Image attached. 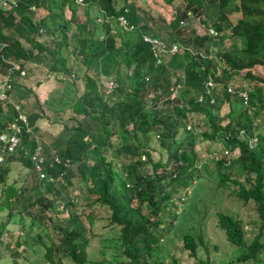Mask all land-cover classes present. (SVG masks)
I'll list each match as a JSON object with an SVG mask.
<instances>
[{"label":"trees","instance_id":"16d2710c","mask_svg":"<svg viewBox=\"0 0 264 264\" xmlns=\"http://www.w3.org/2000/svg\"><path fill=\"white\" fill-rule=\"evenodd\" d=\"M48 1L56 4L58 12L55 13L60 17L55 25L39 22L53 40L51 47L32 39L30 47L24 48L17 38L4 31L13 24L14 16L0 9V68H11L13 61L33 60L42 61L47 70L66 74L67 86L63 88L61 97L69 103L59 108L63 113L62 119H51L50 123L60 122L70 133L66 142L53 150L60 162L46 159L43 164L44 170L55 179L39 178L29 156L36 144L32 128L35 130L37 118L47 119V116L32 87L18 81L19 64L18 69L12 67L8 74V97L0 99V114H4V119L0 120V131L16 113L10 104L11 91L19 100L32 96L37 110L24 113L31 132L22 129L18 146L11 152L3 153L0 160V211L6 210L7 219L18 204L27 210L37 203L40 211L51 206L52 201L39 190L32 199L23 197V194L31 188L37 190L42 184L46 192L58 195L59 187H64L63 179L69 181L70 163L78 162L79 174L87 183L86 190L93 195L90 202L103 205L109 211L107 226H118L121 253L126 257L127 264H148L153 252L163 249L159 246L165 233L160 226L161 212L171 203V191L178 186L190 191L193 172L189 169L194 156L190 147L192 142L188 141L199 135L209 139L217 134L226 144L238 147V154L229 164H226L228 158L222 150L220 158H212L219 177L221 180H232L236 184L232 190L234 194L243 202L252 199L258 216L264 219V168L261 161L264 133L255 131L253 117L246 112L236 92L247 91L253 112L261 103V95L258 87L247 90L245 86L234 85L232 92L225 88L232 74L237 72L242 73V78L264 83V75H256L249 70L255 64L264 65V0H184L183 9L176 7L171 11L166 9H170L172 0H123L118 8L114 6V0H81L86 10L81 18L77 16L76 0ZM40 3L42 0H17L15 7L27 8L29 4ZM214 3L217 4V14L210 25L218 34H198L194 29L179 24L188 12L198 14L205 4ZM64 6L70 10L66 19L62 16ZM156 8L159 20L164 12L167 19L168 36L162 39L164 43L169 46L180 41L202 48L203 56L197 51L194 54H199L198 63L186 59L185 45H180L174 53L157 48V56L153 54L150 44L142 39L141 34L148 32V20L156 21L157 14H153ZM119 14H123L133 25L132 29L125 30L120 26L117 20ZM20 18L30 31L37 29L28 16L22 14ZM203 26H207L204 20ZM182 27L187 29L181 30ZM225 38L237 40L239 46H223ZM210 45L215 49L212 56ZM31 48L36 49L35 54ZM179 71L183 74L182 78L177 74ZM172 77H175L174 81ZM207 77L215 85L205 93L204 81ZM106 80L112 81L110 87L105 84ZM177 81L181 82V87L171 96L170 86ZM35 83L38 84L39 80ZM218 85L221 86L220 91H216ZM198 94H202L201 100H197ZM210 97L213 98L211 102ZM224 101L228 110L222 122V117L216 116V112ZM17 103L23 112L21 107L24 104ZM192 113L206 117L208 131L187 132L186 125L192 121ZM92 124H96L95 127L98 125L102 135L93 133ZM127 124L131 127L128 128ZM117 128L121 130L117 131ZM153 133L156 134L157 144L166 153L163 158L161 151H157L158 157L154 158V148L147 145ZM181 133L188 139L186 144H180ZM250 136L256 138L252 146H248L247 138ZM44 150L47 154L51 153L46 147ZM107 151L112 153V159L119 154L131 157L122 163L120 170H116L112 159L106 155ZM65 159L67 166L63 165ZM12 160L19 161L35 174V183L31 188L17 186L15 180L6 181L8 163ZM145 164L150 165V172H139L138 167ZM233 165L244 175L246 184L237 176L229 177L228 172ZM61 171V178H57ZM187 193L179 199L180 202ZM175 214L178 213H174V220ZM216 216V223L225 238L241 247L235 257L241 260L256 258L264 243L256 237L247 242L237 217L224 212H217ZM67 220V224L57 225L60 232L58 241L45 247L44 262L48 264H56L53 257L56 252L64 253L74 263L83 262L84 247L88 243L85 228L74 212ZM3 226L1 221L0 234ZM190 230L181 235V243L189 254L195 256L197 245L204 244V241L199 233ZM198 264L205 263L198 260Z\"/></svg>","mask_w":264,"mask_h":264},{"label":"rangeland","instance_id":"374dc122","mask_svg":"<svg viewBox=\"0 0 264 264\" xmlns=\"http://www.w3.org/2000/svg\"><path fill=\"white\" fill-rule=\"evenodd\" d=\"M184 2V0H172L169 3L170 9L168 8L166 11H171L176 7L183 9ZM122 4L123 0H114L115 7L118 8ZM84 10V8H81L80 13H83V15L85 13ZM155 13L157 14L156 21H147L149 27L148 32L156 33L157 35L153 36H157V38H166L168 36V30L167 19L164 16L165 12H161L160 20L158 18L159 11L157 8L156 11L153 10V14ZM216 14V3L205 4L198 14L188 12L179 24H184L187 28L194 29L198 34H203L207 32L208 24L210 25L212 23L216 18ZM96 19L98 20L99 17ZM203 20L207 22L206 28L203 26ZM34 21H36V17ZM186 27H182L181 30L187 29ZM38 33L39 31L36 30V34ZM41 37L44 38V36ZM176 42L179 46L181 45L183 47L185 45L180 41ZM222 44L228 48L239 46L237 40L231 41L228 38H225ZM185 46L187 47L185 50L187 51L186 59L188 61L197 62L199 54L204 55L202 48H197L190 44H186ZM214 50V46L210 45L209 52L211 56ZM196 51L199 53L198 56L194 55ZM192 55L195 57H192ZM249 70L253 74L264 75V65L255 64ZM121 73H123V70H121ZM51 74V76L46 75L41 77V79L52 78L54 80L53 87L48 85L51 86L46 93L48 98L61 95L60 89L63 86V81L56 82V80L62 76L64 79L68 78L62 72L54 75L53 73ZM241 74L238 72L232 74L228 80V85L232 88L234 85H242L247 90L258 87L261 95V103H258V109L256 112L252 111L251 115L253 117L255 131L264 133V83H257L256 81L242 78L243 76ZM174 78L172 77L171 80L174 81ZM105 84L108 85L109 80H106ZM220 90L221 86L218 85L216 91ZM10 97L15 102H18L12 91L10 92ZM28 98V100H26L27 98L20 99L24 104V107H21L24 113L37 110L33 97L29 96ZM40 104L43 107L44 115L47 116L46 120L43 119L47 123L49 122L48 124H50L51 119H62L63 113H60V107L56 106L54 109V107L48 106V103L44 104L42 102ZM234 109L236 110L237 108L235 107ZM227 110V103L225 101L220 103L216 116H220L219 118L222 117V122L226 119L225 114ZM8 112H11L10 107ZM191 118L192 121L188 122L191 125L190 128H187L188 133L191 131L200 132L209 130L208 122L203 114L192 113ZM2 119H4V114H0V120ZM92 125L93 133L96 136L102 135L98 125L97 127H95L96 124ZM47 126V129H42V133L35 131L36 135L41 136L46 142H50L58 136V132H54L57 136L53 135L54 133L52 135L48 133L47 135V130L50 132L51 130L58 131L63 129L66 134H63V136L66 139L70 133V130L63 128L60 122L54 124L56 126L54 129L49 125ZM127 127L130 128L131 124H127ZM120 130L117 128V131ZM180 135V144H186L185 142L188 139L184 137L185 134L181 133ZM190 141L192 144L189 146L194 156L189 169L193 172V177L189 185L190 191L183 186H178L171 191V203L161 212L162 219L160 226L165 233L159 242V246L160 248L163 247V249H156L148 264H198V260L205 264H264V247L258 251L254 259H237L235 256L241 250V247L229 242L225 238L223 230L216 223L217 212L231 214L240 220L244 231V238L247 242L253 237H256L258 241L264 243V219L258 216L253 200L248 199L246 202H243L239 199L232 191L236 188V184L230 179L221 180L216 162L210 158V153L221 152L223 148H227L230 152L228 155L225 154L228 158L226 164H229V161L238 154V147L226 144L219 134L209 139L203 135H199L195 139H190L188 142ZM57 142H60L59 139H57ZM147 145L150 148H154L152 152L154 158L158 157L157 151L162 152V158L165 157L166 153L156 142V134H151ZM106 155L112 159V153L110 151H107ZM130 157L122 154L117 155V157L115 156L112 159L115 169L120 170L122 163ZM261 161L264 168V153ZM87 162L90 163L91 161L87 160ZM8 164L9 170L6 181L10 182L15 180V185L31 188L32 184L35 183V174L19 161L12 160ZM68 169L70 171L68 176L69 181L66 182L63 179L62 183L64 187H59L58 195L46 192L42 184H39L37 190L31 188L23 194V197L29 196L32 199L36 191L39 190L52 201L51 206L47 209L40 211L38 210L39 204L35 203L28 207L27 210H24L18 204L12 210V214L8 219L6 217V210L0 211V222H4L2 233L0 234V264H48L44 262L45 247L52 242L58 241L60 232L57 229V225L62 226L67 224L66 222L71 212L78 215L79 220L85 228V235L88 237V243L84 247L85 255L82 264H127L126 257L121 253V246L118 240V226L106 225L109 211L103 205L90 202L93 195L89 194L86 190L87 183L79 174L78 162L70 163ZM138 171L141 173L150 172V165L145 164L139 166ZM88 172L86 170V174ZM228 173L230 174L229 177L237 176V179L246 184L243 178L244 175L237 170L236 166L233 165ZM185 193H187V196L180 202L181 198H184ZM70 202H73L72 206ZM174 213H178L177 215L175 214V220ZM87 214H89L88 217ZM189 230L195 234L199 233L204 241V244L197 245L195 256L189 254L188 250L181 243V235ZM53 257L56 264H77L62 252H56Z\"/></svg>","mask_w":264,"mask_h":264},{"label":"crops","instance_id":"0c3cea01","mask_svg":"<svg viewBox=\"0 0 264 264\" xmlns=\"http://www.w3.org/2000/svg\"><path fill=\"white\" fill-rule=\"evenodd\" d=\"M77 3V7H76V12L78 13L77 16L79 18H81L83 16V13L81 12V8H84V3H80L79 1H75ZM2 11L4 12H10L13 16H14V20H13V24L10 27H6L4 29L5 32L9 33L10 35H12V37L17 38L20 42L21 45L25 48V47H30V43L31 40L34 39L46 46L51 47L53 44V40L51 39V36L48 35L45 30L44 27L42 25V23H39L40 21L43 23H47L49 25L53 24L55 25L60 17L58 14H56L55 12H58V8L56 6V4H52L49 3L48 0H42V3L38 4V5H34V4H29L27 6V8H17V7H8L5 6L3 8H0ZM85 9V8H84ZM69 8L67 6L62 7V16L64 19L69 17ZM86 11V10H84ZM24 14L26 16H28L29 20L34 24L37 25V31H39L38 34H36V30L35 31H30V28L28 27V25H26L22 18H20V16ZM36 17V21H34ZM141 23V22H140ZM143 33H147V32H143ZM69 34V32H68ZM149 34V33H147ZM41 36H44V38H42ZM70 42L71 38L69 39ZM1 45V44H0ZM32 49V53L35 54L36 49L35 48H31ZM11 68L15 66H17L18 69V64H19V75H15L18 78V81L25 85V86H30L32 87V90L34 92V94L37 97V100L39 103H42L43 101H45L46 103H48V106H52L55 107H61L62 106H67V104L69 103L68 100H66L65 97H61V95H58V97L54 96L52 98H48L47 97V91L49 89V87H53L54 86V80L51 79H41L42 76H51L53 73H61L60 71H56V70H47L45 65L42 63V61H33V60H18V61H13L11 63ZM11 68L6 69V68H0V81L2 80L3 76L6 75V73H11ZM20 71L22 73H20ZM50 73V74H49ZM63 73V72H62ZM66 75V74H65ZM68 77V76H67ZM39 80V83L36 84L35 81ZM67 80L68 78L64 79V77H59L56 82H60L63 81V86L61 87L60 91L62 93L63 88H66L65 86H67ZM51 85V86H48ZM13 92V91H12ZM14 94V92H13ZM10 96V95H9ZM14 97L17 98L18 102L21 103L22 100L18 99V96L14 94ZM11 98V97H10ZM29 98H27L26 100H28ZM12 101H15L13 98H11ZM49 100V101H48ZM17 102V101H16ZM23 104V103H22ZM58 112H60V110H58ZM46 120V118H44ZM42 117L41 118H37L35 120V130L32 128L33 133L32 136L35 139V141H39L41 142L43 148H48L49 151H53L55 148L61 146L62 144H64L66 142V137L63 136L66 135L64 130H51L49 132V130H47V135L48 133H54V132H58V136L56 135V133H54L53 135H56L57 138L53 139L50 142H46L45 140H43L41 138V136H37L35 131L42 133V129H47V125H49L50 127H52V129H54L56 126H54V124H57L55 122H52L50 124H48ZM47 124V125H46ZM53 125V126H51ZM62 135V137H61ZM39 140H38V139ZM57 139H59L60 142H57Z\"/></svg>","mask_w":264,"mask_h":264},{"label":"built area","instance_id":"2783aa9c","mask_svg":"<svg viewBox=\"0 0 264 264\" xmlns=\"http://www.w3.org/2000/svg\"><path fill=\"white\" fill-rule=\"evenodd\" d=\"M76 1H81V0H76ZM17 5V0H0V8H3L5 6L8 7H15ZM117 20L120 24V26L125 29L129 30L133 28L132 24H129L124 17L123 14H119L117 16ZM207 33L211 35L218 34L219 32L216 31L211 25H208L207 27ZM142 39L150 44V48L153 51V54L157 56V48L160 50L166 52V53H174L179 50V44L177 42H172L170 43L169 46H167L164 41L160 38H157V36H153L147 33H142L141 34ZM210 56V55H208ZM17 68V66H15ZM20 73H22L20 71ZM178 75L180 78L183 77V74L181 72H178ZM112 85V81L109 80V84L107 85L110 87ZM215 85V82L210 78L207 77L204 81V91L205 93H208L209 90ZM10 83H9V75L6 73V75L3 76L2 80L0 81V99H4L8 97L7 94V89L9 88ZM181 87V82L177 81L172 83L170 86L171 92L170 95L172 96L179 88ZM226 91L232 92L233 89L230 85H226ZM238 98L240 99L242 105L245 107L246 112L249 114L252 113L253 111V105L249 104L248 102V93L246 90H238L236 92ZM197 100L202 99V94H198L196 96ZM213 100L212 97L209 98V101L211 102ZM10 104L12 105V108L16 111L15 115L12 117L11 120L6 121L4 125V129L0 131V160L3 159V153L11 152L14 150L16 146H18L19 141H20V132L22 129H24L26 132H31L29 122L24 114L19 109V104L15 101L10 100ZM191 125L187 124L186 128H190ZM242 131V130H240ZM256 138L254 136H250L247 138L248 141V146H252L255 143ZM230 152L229 149L223 148L222 149V154L228 155ZM30 159L32 161L33 169L36 171L37 175L41 179L45 180H54L55 178L52 177V175L48 174L44 168L43 164L46 159H50V162H60V159L56 154L53 153V151L49 154H47L41 144V142L36 141V144L32 151L29 153ZM221 153L220 152H212L210 153V158H220ZM63 165L67 166L68 162L65 159L63 161ZM64 171V170H63ZM61 171L58 175L57 178H61V175L63 173ZM185 196V195H184Z\"/></svg>","mask_w":264,"mask_h":264}]
</instances>
